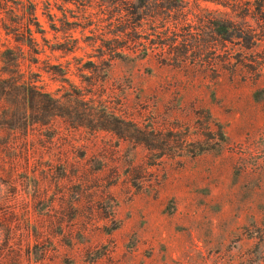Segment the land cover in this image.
Instances as JSON below:
<instances>
[{
    "label": "rangeland",
    "instance_id": "obj_1",
    "mask_svg": "<svg viewBox=\"0 0 264 264\" xmlns=\"http://www.w3.org/2000/svg\"><path fill=\"white\" fill-rule=\"evenodd\" d=\"M0 1L50 93L0 98V264H264L254 0Z\"/></svg>",
    "mask_w": 264,
    "mask_h": 264
},
{
    "label": "trees",
    "instance_id": "obj_2",
    "mask_svg": "<svg viewBox=\"0 0 264 264\" xmlns=\"http://www.w3.org/2000/svg\"><path fill=\"white\" fill-rule=\"evenodd\" d=\"M250 2L251 1H249V3ZM254 4L256 6L255 9L257 10V16L264 20V0H254ZM2 8L9 11L13 10L6 5H2ZM246 9L250 13L249 10H251V3L247 5ZM30 14L32 16V21L29 20L27 22V29L24 31L22 29L23 23L11 27V25L7 24L4 20L0 11V36L2 30H4L7 35L14 34L16 40L22 41L31 48H34L36 53H39L38 50L35 49L36 38L34 34L36 31L32 28V24H30L31 22H35V24L38 25L34 13V7L32 5ZM19 51H21V49H19ZM30 70L31 69L24 68L22 57L18 55V51L14 47L7 46L4 50L0 49V98L13 96L17 98L15 103H20V101L18 102V97L26 99L31 97L32 100H34L35 97L37 99L48 97L50 93L44 91V87L38 84V80L29 74V72H31ZM25 103H28V101ZM36 104H38V102Z\"/></svg>",
    "mask_w": 264,
    "mask_h": 264
}]
</instances>
